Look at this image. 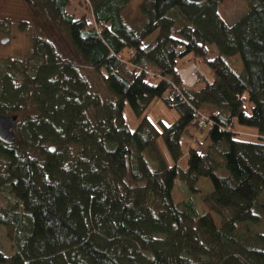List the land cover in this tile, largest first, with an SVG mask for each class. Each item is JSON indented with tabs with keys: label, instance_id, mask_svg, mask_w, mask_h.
I'll return each mask as SVG.
<instances>
[{
	"label": "trees",
	"instance_id": "obj_1",
	"mask_svg": "<svg viewBox=\"0 0 264 264\" xmlns=\"http://www.w3.org/2000/svg\"><path fill=\"white\" fill-rule=\"evenodd\" d=\"M27 1L51 12L105 91L47 37L0 61V113L27 110L19 141H0V225L13 249L0 264H264V0H247L232 24L221 0H146L141 27L123 17L129 0H89L94 24L69 14V0ZM180 57L209 72L188 84ZM157 99L175 121L149 118ZM200 113L209 143L183 167L182 136ZM236 120L258 138L234 135ZM202 177L213 190L198 197Z\"/></svg>",
	"mask_w": 264,
	"mask_h": 264
},
{
	"label": "rangeland",
	"instance_id": "obj_2",
	"mask_svg": "<svg viewBox=\"0 0 264 264\" xmlns=\"http://www.w3.org/2000/svg\"><path fill=\"white\" fill-rule=\"evenodd\" d=\"M146 0H129L125 8L122 10L123 17L130 24L141 27L145 20L147 21V15L142 14L139 9V4ZM249 9V2L247 0H221L219 4V11L230 24L234 23L238 18H240ZM67 12L73 15L74 18L79 19L86 16L92 24L95 22V18L92 12V6L89 0H69L67 6ZM137 19V22L134 21ZM0 20L3 22V26L0 28V61L6 63L14 58H23L27 50L30 47L32 37L34 35L47 37L55 42L58 48L65 47L68 50L69 56H74L72 59L77 62L78 66L82 71L87 73L92 80L93 90H103L105 91V86L102 82V78L96 73L89 64L83 62L79 57H77L69 49V43L66 35L61 31L58 23L53 18L51 12L46 8H41L40 6L29 3L27 0H0ZM159 30H155L150 33L146 38L145 42H149L158 34ZM3 38H8L6 42H2ZM191 56L188 54L185 57ZM182 57L178 58L179 67L183 70L182 75L188 84L199 81L200 76L206 75L209 72V68L205 61L202 59L198 60H188L183 62ZM199 74H197V72ZM100 92V91H99ZM102 93V92H101ZM250 110V105L247 107ZM27 110H20L16 112L14 109L9 110L5 114L16 115L17 121L15 123L14 130L17 134V141L21 138V131L19 129L18 123L20 118H25L27 116ZM149 118L159 124V120L163 119L167 123H172L175 121L179 114L176 109L168 108L161 100H155L148 108ZM124 114L126 120L132 128L136 127L139 123V117H137L129 104L126 105ZM236 128L234 135L239 138L247 139H257V129L252 126H247L240 124L237 120L235 123ZM188 130L183 133L182 136V147L183 151H188L192 147L190 140L195 141L194 148L199 151H205L209 141L207 136V130L203 131V136L198 139V135L193 134L199 133L203 129L189 125ZM161 151L166 158V161L170 164L173 163L172 158L164 144L162 138L158 139ZM193 143V142H192ZM52 146V145H51ZM188 157V155H187ZM186 157V158H187ZM3 160L0 157V168L4 166ZM150 163H152L150 161ZM180 164L185 167V159L182 158ZM178 182V180H177ZM199 192L196 196L202 197L205 194L213 190V184L208 177H202L197 183ZM184 193H181L178 189V183L176 188H174L175 199H181ZM0 200L6 204V200L3 196ZM214 219L217 224H220V217L213 213ZM0 249L5 253L12 252V240L9 236V232L4 226L0 225Z\"/></svg>",
	"mask_w": 264,
	"mask_h": 264
},
{
	"label": "water",
	"instance_id": "obj_3",
	"mask_svg": "<svg viewBox=\"0 0 264 264\" xmlns=\"http://www.w3.org/2000/svg\"><path fill=\"white\" fill-rule=\"evenodd\" d=\"M8 38H3L2 42H6ZM17 121L16 115L0 113V141L12 144L16 141L17 134L14 130ZM51 150H55V146H50Z\"/></svg>",
	"mask_w": 264,
	"mask_h": 264
},
{
	"label": "built area",
	"instance_id": "obj_4",
	"mask_svg": "<svg viewBox=\"0 0 264 264\" xmlns=\"http://www.w3.org/2000/svg\"><path fill=\"white\" fill-rule=\"evenodd\" d=\"M178 49V48H177ZM218 112H214V114L216 115ZM192 124L199 127V128H211L212 126V120L210 119V117L206 114H201L198 116L197 119H194L192 121Z\"/></svg>",
	"mask_w": 264,
	"mask_h": 264
},
{
	"label": "crops",
	"instance_id": "obj_5",
	"mask_svg": "<svg viewBox=\"0 0 264 264\" xmlns=\"http://www.w3.org/2000/svg\"><path fill=\"white\" fill-rule=\"evenodd\" d=\"M183 69H181V71H182ZM195 126V125H194ZM188 130V129H187ZM202 132H203V130L202 131H199V133H197V134H193L194 136H197L198 137V139H199V137L201 138L202 136H203V134H202ZM190 141H192L191 142V145L194 147V144H195V141H193V140H190ZM187 155H188V151H184V156L182 157V158H184L185 159V163H187V159H188V157H187ZM187 157V158H186ZM186 167V166H185Z\"/></svg>",
	"mask_w": 264,
	"mask_h": 264
}]
</instances>
